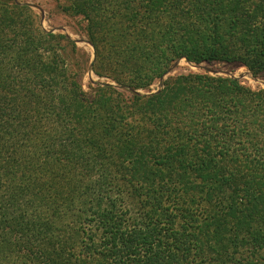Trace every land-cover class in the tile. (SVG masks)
I'll return each instance as SVG.
<instances>
[{
    "label": "trees",
    "instance_id": "16d2710c",
    "mask_svg": "<svg viewBox=\"0 0 264 264\" xmlns=\"http://www.w3.org/2000/svg\"><path fill=\"white\" fill-rule=\"evenodd\" d=\"M95 50L0 0V264H264V0H67ZM129 92V95L124 91Z\"/></svg>",
    "mask_w": 264,
    "mask_h": 264
},
{
    "label": "rangeland",
    "instance_id": "374dc122",
    "mask_svg": "<svg viewBox=\"0 0 264 264\" xmlns=\"http://www.w3.org/2000/svg\"><path fill=\"white\" fill-rule=\"evenodd\" d=\"M23 4H29L40 28L46 32L68 36L75 42L80 56L75 62L83 68L81 84L87 92H92L101 84L114 85L107 78L98 77L90 68L95 59V50L90 44L86 33V22L81 16H74L64 12L67 0H17ZM198 74L215 78H230L238 80L243 86L258 91L264 89V74L253 76L252 73L240 64L228 63H203L195 65L186 59L175 62L162 78L156 79L150 87L138 90L141 95L154 94L163 88V83L170 78L181 75ZM125 94L129 92L125 90Z\"/></svg>",
    "mask_w": 264,
    "mask_h": 264
}]
</instances>
